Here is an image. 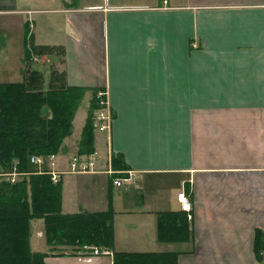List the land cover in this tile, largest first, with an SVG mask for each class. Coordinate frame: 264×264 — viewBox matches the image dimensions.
<instances>
[{
  "label": "crops",
  "instance_id": "obj_1",
  "mask_svg": "<svg viewBox=\"0 0 264 264\" xmlns=\"http://www.w3.org/2000/svg\"><path fill=\"white\" fill-rule=\"evenodd\" d=\"M25 29L32 45L51 47L42 57L67 85L87 89L56 157L62 211L111 209L114 227L112 255L88 259L48 245L43 220L33 219L39 264H113L114 252L264 264V0H0L4 46L15 32L20 71ZM12 75L0 82L23 80ZM104 89L112 120L94 131L101 160L94 172H69L92 92ZM113 155L127 166L122 187L113 185ZM183 192L188 232L159 239V219L181 211Z\"/></svg>",
  "mask_w": 264,
  "mask_h": 264
},
{
  "label": "trees",
  "instance_id": "obj_2",
  "mask_svg": "<svg viewBox=\"0 0 264 264\" xmlns=\"http://www.w3.org/2000/svg\"><path fill=\"white\" fill-rule=\"evenodd\" d=\"M24 61L29 59L28 29H25ZM28 43L30 46L28 47ZM34 51V49H33ZM25 73V72H24ZM52 80H60L55 87ZM86 88L65 84L63 74L53 71L49 83L37 70L25 73L20 82H0V172L13 168L21 174L14 182L0 180V264H39L45 253L30 246L33 219H43L46 243L50 246L80 249L96 244L112 252L113 213L62 211V184L55 183L47 167L42 172L29 162L31 155L56 154L72 134L75 112ZM97 91L92 92L87 119L78 143V154L95 152L93 115L100 105ZM116 174L127 169L119 155L111 158ZM188 211L166 212L158 222V236L180 240L188 232ZM110 256V254H108ZM107 256V255H101ZM113 264H177L176 255L157 252H114Z\"/></svg>",
  "mask_w": 264,
  "mask_h": 264
},
{
  "label": "rangeland",
  "instance_id": "obj_3",
  "mask_svg": "<svg viewBox=\"0 0 264 264\" xmlns=\"http://www.w3.org/2000/svg\"><path fill=\"white\" fill-rule=\"evenodd\" d=\"M10 38L12 40V43L9 45V48L6 51V48H5L6 46H4L5 35L0 30V80H2L3 78L7 77V75H12L13 74L12 75L13 76V80L17 81V80H19L18 76L22 75L24 77L25 73H27L29 75L30 71L37 70L40 74L43 75V77L45 79V85H47V83H49V78L51 76V73H53V71L55 72V70L53 68V63H49V61L45 58V57H47V58L52 57L51 52L53 50H51V47L32 45V46H35V47H39V48H33L34 51H33V49H31V47H29L28 50H29L31 58L29 57V59H27V61L23 65V71H20L21 62L22 61H21V59H19V57H17V53L15 51V48L17 46V43H16L17 39H16V36H15V32H13V34L11 33ZM28 40H29L30 43L32 42L30 37L28 38ZM42 56H45V57H42ZM55 56L59 57V55L57 53L55 54ZM7 78H9V77H7ZM51 83H52L53 86L57 87L60 84V80L58 81V80H52L51 79ZM89 102H90V100H89ZM88 106H89V103H88ZM79 111L82 112V113L86 111V101H85V99L83 100ZM79 120H80V117L77 116L75 124H74L76 128L79 126V123H80ZM76 130H77V132H79L80 129H76ZM58 153L55 154L56 157H57ZM42 156H44V155H31V156H29V162L30 163L32 162L31 161L32 157L37 159V158H40ZM48 156L49 155L44 156L45 159ZM56 157H55V164H56ZM99 157H100V154L96 150V159H97L98 163H99V160H101V158H99ZM69 160H68V163H69ZM31 166H32V164H31ZM42 166L50 167L48 162L43 163ZM33 167H34V165H33ZM21 174H23V173H20V172H18L16 170V168H13L12 170H10L8 172H0V180L7 179L10 182H13L16 178H18V176H21ZM123 217L124 216L121 215V216L117 217V219H116V226L119 229H121L124 226V224H125L126 220ZM40 236H43L44 239H45V242H46L45 233L43 232V234L40 235ZM30 237H31V235H30ZM86 246H88V247H97V248H102L103 247V246H100V245L88 244V243L86 244ZM69 249H71V247Z\"/></svg>",
  "mask_w": 264,
  "mask_h": 264
},
{
  "label": "bare ground",
  "instance_id": "obj_4",
  "mask_svg": "<svg viewBox=\"0 0 264 264\" xmlns=\"http://www.w3.org/2000/svg\"><path fill=\"white\" fill-rule=\"evenodd\" d=\"M102 91H105V93L107 94V90L104 89V90H99L97 92V99H98V102H99V105L100 107L95 110L94 112V115H93V120L95 119L96 123L94 124V127H95V131H96V124L102 122V121H110L112 120V114H111V111H110V108H109V101H108V95H100V93H103ZM105 131V130H104ZM72 158H76L77 159V166L75 168L71 167L69 165V172H85V171H91V172H94L96 170L95 166H96V162H97V159H96V150L94 153L90 154V155H80V154H76L74 155ZM71 158V159H72ZM41 160L42 161H46L45 157L42 156L41 157ZM90 162H93L92 164V168L90 169H82L80 166L82 164H89ZM32 165L34 166H37V169L42 172V165H38V164H34V163H31ZM56 167V165H55ZM49 169V173L51 175H53V172L56 173L57 175V180H54L53 177H52V180L57 183L59 182L61 179H60V172L56 170V168L52 169L51 167H47ZM112 173V171H110ZM19 177V176H18ZM17 179V178H16ZM15 179V180H16ZM14 180V181H15ZM129 180V178L125 177V176H119V177H115L113 179V185L117 186V187H122L123 184L127 183ZM13 181V182H14ZM116 181H119L121 182V186H118L115 182ZM181 194V193H180ZM179 194V195H180ZM183 194L185 195V193L183 192ZM179 195H178V199H179ZM185 197L187 199H183V200H180L179 201L181 202V208L186 210V211H190L191 210V203H190V200L189 198L185 195ZM86 245V244H85ZM84 246V245H83ZM83 246L78 250V252L82 255H84V252L82 251L83 250ZM109 251V254L112 255V252L110 250ZM96 256H99V255H96Z\"/></svg>",
  "mask_w": 264,
  "mask_h": 264
},
{
  "label": "built area",
  "instance_id": "obj_5",
  "mask_svg": "<svg viewBox=\"0 0 264 264\" xmlns=\"http://www.w3.org/2000/svg\"><path fill=\"white\" fill-rule=\"evenodd\" d=\"M103 93H100V95L104 94V95H107L105 93V91H102ZM96 123L95 119H94V124ZM110 127V121L106 120V121H102L98 124H96V130L98 131H104V130H108ZM55 157L56 155L55 154H51L49 155L48 157H46V161L45 162H48L49 166L54 169L55 168ZM31 163H34V164H38V165H42L43 163H45L44 161L41 160V157L40 158H37L35 159L34 157L31 158ZM92 164L93 162H90L89 164H82L80 167L82 169H90L92 168ZM68 165H70L71 167L75 168L77 166V159L76 158H72L69 160V163ZM53 177L54 180H57V175L56 173L53 172V175H51ZM118 186H121V182L119 181H116L115 182ZM179 199L180 200H183V199H187L185 197V195L183 193H181L179 195ZM85 254V256H88V259L91 257V256H96V255H108L109 254V251L107 249H105V247H102V248H97V247H88L86 245L83 246V250H82ZM109 256V255H108Z\"/></svg>",
  "mask_w": 264,
  "mask_h": 264
}]
</instances>
